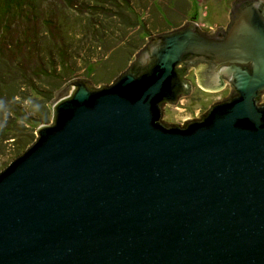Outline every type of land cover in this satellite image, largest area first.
Wrapping results in <instances>:
<instances>
[{
    "label": "water",
    "instance_id": "water-1",
    "mask_svg": "<svg viewBox=\"0 0 264 264\" xmlns=\"http://www.w3.org/2000/svg\"><path fill=\"white\" fill-rule=\"evenodd\" d=\"M225 97L161 120L184 78ZM264 0L148 37L117 76L76 75L0 170V264H264Z\"/></svg>",
    "mask_w": 264,
    "mask_h": 264
},
{
    "label": "rangeland",
    "instance_id": "rangeland-1",
    "mask_svg": "<svg viewBox=\"0 0 264 264\" xmlns=\"http://www.w3.org/2000/svg\"><path fill=\"white\" fill-rule=\"evenodd\" d=\"M49 1L57 8L52 9L57 14L62 8V3L59 0ZM233 1L150 0L152 14L160 17L158 18L160 24L156 25L154 17L149 13L144 18V34L138 33L136 27H125L124 17L127 18L129 13L121 15L119 11L118 14L109 2L106 5L108 13L101 10L99 14L89 17L87 15L78 17L73 11L65 10L68 11L69 17H66L68 22L66 27H63V31L67 33L65 37L62 35V39L56 31V26L53 32L47 35L42 33V30L30 35L31 26L36 31L40 27V22L37 20L32 24L29 22L24 24L21 20H15L8 27V33L0 32V41L9 43L17 40L21 37L19 35L21 29L26 32L29 39L21 47L23 52L15 50V47L8 49V45L2 47L0 44L3 59L10 63L15 62L19 67L14 69V64L10 65L12 70L8 71V75L10 74L8 83L12 87L17 86L18 89L14 91L13 99L8 98V110L0 114V131L1 128L6 129L5 132H0V170L34 140L37 126L51 121V102L54 93L66 81L76 78V75L117 76L131 62L134 53L146 43L149 36L174 29L187 21L193 23L201 21V27L207 30L222 27V23L228 22L230 4ZM41 7L44 8V4ZM135 9L137 10L136 7ZM139 9H142L141 6ZM131 10L130 13L138 22L143 21L144 15H137L134 9ZM54 19L57 20L55 16ZM85 24L89 26L85 27ZM118 24L123 26L119 27ZM168 24L169 26H165ZM143 35L145 38L141 37L142 40L138 38ZM45 61L47 63L44 67ZM49 63L56 66V69L47 76V72L52 70ZM187 77L191 82L189 94L181 96L175 105L165 104L162 107L163 122L181 124L183 120L196 118L210 104L228 94L229 86L225 82L218 90L206 91L196 85L195 74ZM26 84H29L30 88ZM14 113L24 119L15 120Z\"/></svg>",
    "mask_w": 264,
    "mask_h": 264
},
{
    "label": "trees",
    "instance_id": "trees-1",
    "mask_svg": "<svg viewBox=\"0 0 264 264\" xmlns=\"http://www.w3.org/2000/svg\"><path fill=\"white\" fill-rule=\"evenodd\" d=\"M54 1V0H51ZM62 3L61 10L57 11V14L53 12L52 9L56 10L57 8L51 5L49 0H0V32H7L8 33V27L13 24L15 20H21L24 24L25 23H34L37 22V20L40 22V27L34 30V28L31 26L29 32L30 35L38 33L37 31H41L45 35H47L50 32H53V28L56 26V31L60 34V39L65 37V34L67 31H63L67 24L66 17H69L68 11L65 10H71L75 15L78 17H83V15H93V14H99L101 10H103L105 13H108L106 5L109 2L115 7V12L119 11L122 14L128 12L127 18L124 17V26L128 28H134L136 27V31L138 33L142 32L145 33L144 27L145 22L144 18L151 14V17H154V20L156 22V25L160 24L159 16H156L155 13L152 14L151 6L149 5L150 0H59ZM44 4V8L41 7V5ZM139 6H141L142 9H139ZM137 8V10L135 9ZM43 10H40V9ZM131 9H134L136 11L137 15H144L143 21L138 22V20L132 16L130 12H132ZM116 14V13H115ZM57 19L55 21L54 19ZM159 18V19H158ZM66 23H65V22ZM123 24H118L120 27ZM85 27H88L89 24H85ZM165 26H169L165 25ZM19 35L21 36L17 40L9 41L8 42H2L0 41V44L2 47H7L8 49L14 48L15 50L23 52V44L26 43V41L29 39V36H27L26 32L21 29L19 32ZM145 38V35L139 36V39ZM141 39V40H142ZM59 47V45H57ZM54 47H52L53 50ZM2 48H0V114L4 112L5 110H8V98L13 99L15 97V92L18 88L17 86H11V84L8 83V71L10 72L12 68L10 67L11 64H14V69H19V67L16 65L15 62H8L4 60V55L2 52ZM17 60V58H15ZM60 59V57H59ZM47 60V59H46ZM61 60V59H60ZM57 61V60H55ZM61 63V61H59ZM46 61L43 62V65L45 67ZM50 64V63H49ZM51 65V64H50ZM52 70L50 72H47V76H49L51 73L55 72L56 66L51 65ZM45 69V68H44ZM58 71V70H57ZM24 84V83H23ZM27 85V84H26ZM27 87L30 88L29 84ZM33 88L30 90L32 91ZM6 97V99H5ZM13 118L15 120H22L23 117H20L18 114L14 113ZM26 119V118H25ZM8 120V119H6ZM1 131L5 132V128H1ZM0 131V132H1ZM2 132V133H3ZM17 132V131H13Z\"/></svg>",
    "mask_w": 264,
    "mask_h": 264
},
{
    "label": "flooded vegetation",
    "instance_id": "flooded-vegetation-1",
    "mask_svg": "<svg viewBox=\"0 0 264 264\" xmlns=\"http://www.w3.org/2000/svg\"><path fill=\"white\" fill-rule=\"evenodd\" d=\"M195 74V76H196V69L194 68V67H191V68H189L188 69V71H187V73L185 74V76H184V78L186 79V80H188V82L190 83V85H191V82L189 81L190 79L187 77L188 75H190L191 77L193 76ZM187 120V119H186ZM184 121V120H183ZM182 121V122H183Z\"/></svg>",
    "mask_w": 264,
    "mask_h": 264
}]
</instances>
